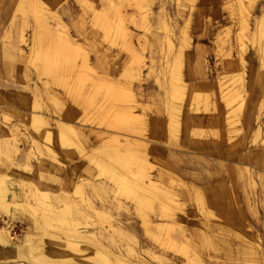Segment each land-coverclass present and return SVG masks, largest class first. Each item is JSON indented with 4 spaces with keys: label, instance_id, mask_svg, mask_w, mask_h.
Masks as SVG:
<instances>
[{
    "label": "rangeland",
    "instance_id": "1",
    "mask_svg": "<svg viewBox=\"0 0 264 264\" xmlns=\"http://www.w3.org/2000/svg\"><path fill=\"white\" fill-rule=\"evenodd\" d=\"M18 1L0 0V129L5 133L0 139L15 138L14 146L0 151V181L7 183L2 196L10 211L18 210L21 217L25 215L29 220L32 215L38 216L47 230H57V235L66 231L71 235L77 231L71 229L75 221L73 203L80 202L81 196H89L97 210L110 215L109 219L99 220V225L123 230L124 239L115 236L119 246L133 248L153 264L145 249L155 250V254L170 259L172 264H183V261L187 264V259L178 251L158 247L159 243L145 233L135 201L118 195L116 185L106 177H97V168L88 156H83L84 153L95 156L100 146L120 153L126 148H135V156L138 158L141 154L138 159L147 157L144 171L148 169L149 180L156 181L155 191L148 189L150 186L142 180L139 182L143 161L135 159V163L124 161L110 167L112 170L119 167L114 171L119 174L123 171L122 176L129 177V181L125 179L128 183L136 180L131 187H140L137 195L148 196L151 202L141 213L153 228L161 219L178 224L177 215H181L183 237L176 223L174 230L178 232L172 230V236L181 244L186 237L191 238L190 242H184L189 244V254L193 250L197 252L203 264H264V0H242L247 12L241 13L236 0H85V3L83 0H34L35 8L32 3L25 1L20 5ZM93 1L99 4L94 7ZM90 8L103 11L105 17L100 16L103 21H95ZM57 21L68 28L72 40L82 48L75 59V69L72 64L62 66L58 57L54 58L58 66L49 64L46 68L48 64L45 66L43 62H46L45 53L55 56L49 47L53 40L46 30ZM35 37L39 38L37 46ZM242 43L246 46H241ZM52 46L53 43V49ZM83 57L103 81L108 80L111 85L108 89L101 87L103 90L94 94L88 81H75ZM238 75L242 76V83L236 81ZM81 83L84 85L80 89ZM234 91H239L243 100L236 101ZM86 106L91 109L82 108ZM125 106L131 108L135 117H142L139 120L143 125L127 123L126 126L115 118L118 108ZM95 109L100 112L93 116ZM179 111H189L196 121H190L183 128L176 120V115L181 114ZM224 112L228 113L231 127L228 131L221 126ZM31 114L39 116L45 124L60 119L72 125L80 137L78 147L61 148L56 137L53 141L50 137L49 141L43 125L34 129L36 126L27 121ZM41 132L47 140L38 136ZM109 139H113L112 142ZM32 140L39 141L43 149H53L66 173L55 174L47 168L40 179L38 162L49 159H46L48 155L41 157L35 152ZM107 143L114 144L116 150H111L113 146ZM141 151L146 152L145 157ZM105 153L102 152L103 159H107ZM110 160L107 159L112 164ZM73 172L75 181L83 180L85 184L81 185V191L70 188L71 203L61 202L59 209L55 206L53 209V205L48 209L43 206L44 200L38 198L30 199L33 205L23 203L29 192L25 194L19 187H16L19 203L6 200V193L15 185L13 178L41 182L56 189ZM92 183L102 185L98 193L91 189ZM158 189L162 193L168 190L177 204L161 198ZM194 189L202 195L206 210L213 215L202 212V197ZM151 194L154 196L149 197ZM80 208L87 214L88 209L81 205ZM57 210L63 212L58 219L52 214H57ZM96 213L101 214L100 217ZM43 214L48 217L42 218ZM102 215L95 212L99 218ZM16 221L13 235L27 231L22 221ZM82 222V219L77 221L78 224ZM205 222L214 223L219 231L212 233L204 229ZM200 224L206 234L200 231V235H194L193 229ZM202 236L206 240L202 241ZM72 252L58 238L45 240L44 253L51 259H74L78 264H93L86 260L92 255L91 249L82 255Z\"/></svg>",
    "mask_w": 264,
    "mask_h": 264
},
{
    "label": "bare ground",
    "instance_id": "2",
    "mask_svg": "<svg viewBox=\"0 0 264 264\" xmlns=\"http://www.w3.org/2000/svg\"><path fill=\"white\" fill-rule=\"evenodd\" d=\"M27 1L29 3H34V0H19L18 1V4H22ZM84 3H85V0H83ZM113 1V0H112ZM235 1V0H234ZM118 2H122L120 0H118ZM81 3H83L81 1ZM80 3V4H81ZM111 3V2H110ZM234 3V2H233ZM35 4V3H34ZM34 4L32 5L34 7ZM31 5V4H30ZM82 5V4H81ZM87 5V4H86ZM112 4H110L111 6ZM31 6V7H32ZM84 6V4H83ZM104 6V5H103ZM228 6H230L228 4ZM236 6L239 7L238 10H240V13L243 12L245 9L242 7L243 6V3H242V0H236ZM21 7V6H20ZM35 8V7H34ZM231 8V7H230ZM24 9V7H23ZM93 9V8H92ZM90 8V10H92ZM17 10V8H16ZM15 10V11H16ZM39 10V8H38ZM84 10V9H83ZM115 10V9H114ZM234 10V9H233ZM14 11V12H15ZM35 11V9H34ZM87 11V10H86ZM93 11V16L92 18L95 20V21H103L101 20L104 16V12L103 11H100V10H92ZM247 12V10H245ZM38 12V11H37ZM36 12V13H37ZM43 12H47V11H43ZM84 13V12H83ZM85 14V13H84ZM102 14V15H101ZM25 15V14H23ZM41 14H39L40 16ZM54 15L56 17H58L55 13ZM243 15V14H242ZM100 16L102 18H100ZM245 16V15H244ZM45 17V15H44ZM105 17V16H104ZM247 18V17H246ZM61 19V18H60ZM59 19V21H60ZM245 19V17H244ZM92 20V21H94ZM50 21V20H49ZM59 21H57L55 23V26H53L52 28H49L46 30V33L48 34V36L50 37L52 41V43L54 44L53 49L51 48V44L50 43V49L53 50V52L55 53V56H47L45 53V56L44 57L46 58V62L45 60L43 61L46 68H49V64L51 65H55L56 62L54 60L55 57H58V58H61L59 59V62L62 61L61 63H59V65H62V66H65L66 64H72L73 66V69H75V59L77 58L78 56V52L79 50H81L82 48L80 47V45H78L77 43H75L72 38L70 37L69 35V31H68V28L65 26V25H62L59 23ZM62 21V20H61ZM246 21V20H244ZM244 21L242 23H244ZM38 22V20H37ZM96 23V22H95ZM98 23H101V22H98ZM241 23V24H242ZM240 24V25H241ZM246 25V23H244ZM40 25V23H39ZM42 25H44L42 23ZM48 25V24H46ZM45 25V26H46ZM243 25V24H242ZM241 25V26H242ZM49 26V25H48ZM50 27V26H49ZM47 28V27H46ZM243 28V26L241 27ZM37 30V29H36ZM45 30V27L44 29ZM41 31V30H40ZM102 31V30H101ZM124 33L123 30H120ZM45 32V31H44ZM34 33H37V32H34ZM45 33V34H46ZM120 33V32H119ZM5 35V34H4ZM35 35V34H34ZM41 35V34H40ZM36 36H39L36 35ZM6 37V36H5ZM45 37V36H44ZM37 38L38 37H35V41H36V46L38 45V42H37ZM6 39V38H4ZM46 39H48V37H46ZM39 40V38H38ZM49 40V39H48ZM50 42V40L48 41ZM243 42V41H242ZM185 43V42H184ZM241 43V42H240ZM40 45V44H39ZM35 46V44H34ZM41 46V45H40ZM241 46L245 47L246 45H243V43L241 44ZM239 46V47H241ZM45 47V46H44ZM47 47V46H46ZM38 48H42V47H39ZM171 48V47H169ZM32 49V48H31ZM35 49V48H34ZM182 49V48H181ZM244 49V48H243ZM216 50V49H215ZM41 52V51H40ZM48 52V51H47ZM181 52V51H180ZM39 53V52H38ZM43 53V52H42ZM50 53V52H49ZM53 53V54H54ZM179 53V52H178ZM177 53V54H178ZM40 54V53H39ZM88 54V53H87ZM176 54V56H177ZM180 54V53H179ZM178 54V55H179ZM42 56V54H40ZM181 55H182V52H181ZM36 56V55H35ZM85 56V55H84ZM37 57V56H36ZM39 57V56H38ZM82 57V56H81ZM87 57V56H86ZM230 57V56H229ZM88 58V57H87ZM40 60V59H39ZM57 60V59H56ZM88 60V59H87ZM86 59L83 57L82 60H81V64L80 66L78 65V68H77V71H76V74H75V81L77 83L83 81V80H86V82L88 81L89 82V88L91 89L92 92H94V94L96 92H98V90L100 91V89H102L103 87L105 88H109V86H111L106 80L103 81L102 77L98 76L90 67L87 66V63H85ZM241 61L243 62V59L241 58ZM88 62V61H87ZM29 63V62H28ZM57 65V64H56ZM58 66V65H57ZM66 67V66H65ZM64 67V68H65ZM44 68V67H43ZM51 68V67H50ZM55 68V67H54ZM67 68H68V65H67ZM57 69V68H55ZM43 70V69H42ZM46 70V69H45ZM49 70V69H48ZM58 70V69H57ZM70 70V69H69ZM65 71V70H64ZM68 71V70H67ZM73 71V70H72ZM47 73V71H45ZM86 72V73H85ZM58 73V72H57ZM128 73V72H126ZM174 73V72H173ZM45 74V73H44ZM64 74V73H63ZM130 74V73H129ZM238 74V73H237ZM53 75V74H52ZM55 75V74H54ZM60 75V74H59ZM45 76V75H44ZM57 76V75H55ZM53 76V78L55 77ZM127 76V74H126ZM173 76V75H172ZM46 77V76H45ZM52 77V76H51ZM122 77H125V76H122ZM176 78V77H175ZM174 78V79H175ZM236 78V76H235ZM234 78V79H235ZM244 78V77H243ZM52 79V78H51ZM106 79V78H105ZM233 79V80H234ZM56 80V79H55ZM69 80V79H68ZM110 80V79H109ZM242 76L238 75L237 78H236V81L239 83L241 82L242 83ZM63 81V80H62ZM74 81V82H75ZM235 81V80H234ZM86 82H83V83H86ZM107 82V83H106ZM111 82V81H110ZM174 82V81H173ZM172 82V83H173ZM54 83V82H53ZM83 83H81V86L80 89L82 88V85H84ZM178 83V82H177ZM231 83V82H230ZM236 83V82H235ZM66 84V83H65ZM234 84V83H233ZM232 84V85H233ZM62 85V83H61ZM77 85V84H76ZM173 85V84H172ZM56 86V85H55ZM115 86V85H114ZM180 87V85H178ZM234 86V85H233ZM64 87H67V85ZM102 87V88H101ZM176 87V86H175ZM63 88V87H62ZM67 88H65L66 90ZM77 89H78V85H77ZM115 89V88H113ZM103 90V89H102ZM80 91V90H79ZM105 91H107L105 89ZM240 91V90H239ZM237 92V91H234L236 92V101H241L243 100V97L240 95V92ZM69 92V91H67ZM74 92V91H73ZM175 93H177V89L174 90ZM244 92V91H243ZM66 94V93H65ZM130 94V92H129ZM242 94V93H241ZM245 94V93H244ZM75 95V93H74ZM77 95V93H76ZM75 95V96H76ZM104 95V94H103ZM106 95V94H105ZM78 97V95H77ZM72 98V97H71ZM79 98V97H78ZM75 99V98H74ZM88 99V98H87ZM81 100V99H80ZM83 100V99H82ZM91 103H92V98L89 97L88 99ZM130 102V101H129ZM87 103V101L85 102ZM239 103V102H238ZM90 104V103H89ZM85 105V104H83ZM88 105V104H87ZM81 106H82V103H81ZM89 106V105H88ZM121 106V105H120ZM83 109L85 108H90V107H82ZM91 109V108H90ZM131 108L128 109V107H123L121 109L118 108V111L117 113H115V118L118 119V121L122 122L123 124L125 123V125L128 123V124H138V125H143L141 124L142 121V117H135L136 115L132 114V112L130 111ZM87 110V109H86ZM95 113L93 114L96 115V112L98 114V112H100L99 110L100 109H95ZM117 110V108H116ZM115 110V111H116ZM85 111V110H84ZM110 111V110H109ZM93 112H94V109H93ZM111 114V113H110ZM32 115V114H31ZM91 115V114H90ZM89 115V116H90ZM101 115V113H100ZM104 115V114H103ZM92 116V117H93ZM99 116V115H98ZM106 116V115H104ZM101 117V116H100ZM104 118V117H103ZM139 118H141L139 120ZM101 120V118H99ZM92 120V119H90ZM94 120H95V117H94ZM98 120V118L96 119ZM106 119L104 118V121ZM110 120L111 117H110ZM173 121V120H172ZM171 121V122H172ZM31 122L34 126H36L34 129L38 128V127H41L43 125L44 127V130L46 131V135L48 136V139L50 141V137H51V132H50V128H49V125L48 124H45L44 121H42L39 116H35V115H32L31 116ZM110 122V121H109ZM138 122V123H136ZM94 123V121H93ZM112 123V122H111ZM119 123V122H118ZM121 123V124H122ZM83 124V123H82ZM110 124V123H109ZM122 124V125H123ZM93 125V124H92ZM102 125V124H101ZM113 126V125H112ZM117 126V125H116ZM127 126V125H126ZM129 126V125H128ZM119 127V126H118ZM109 128V127H107ZM111 128V127H110ZM109 128V129H110ZM117 128V127H116ZM114 128V129H116ZM127 128V127H125ZM113 129V130H114ZM129 129V128H128ZM144 129V128H143ZM132 130V129H131ZM38 131V130H37ZM129 131V130H128ZM134 131V130H133ZM55 137H56V141H58V144L61 148H64V149H69L71 147V145H77L79 144V138H78V135L75 131V129L72 127V125H70L69 123H66L60 119L56 120L55 122ZM117 138V137H116ZM124 139V138H123ZM110 140V139H109ZM113 140V139H111ZM110 140V142H112ZM116 143L118 144V141L117 139H115ZM102 144V143H101ZM106 144V143H105ZM116 144V146H117ZM122 144V143H121ZM107 145H112L111 144H108ZM106 145V146H107ZM114 145V144H113ZM112 145V146H113ZM119 145V144H118ZM126 145V143H125ZM130 145L132 146V144L130 143ZM134 145V144H133ZM143 145V144H142ZM145 145V144H144ZM11 146V144L9 143V140H0V151L1 150H5V149H8L9 147ZM111 146V147H112ZM115 146V145H114ZM112 147L111 150H116L115 148L116 147ZM128 146V145H126ZM139 144L136 145V148H138ZM78 147V145H77ZM81 147V146H80ZM79 147V148H80ZM101 148L97 149V154L94 156V154H90V155H85L86 153H84V157L88 156L89 159L91 160V164L93 163L94 166L97 168V177H103V178H107L109 179V181H111L114 185H116V191H117V194L118 195H121V196H124V197H127V199H131V201H135V209L137 211V214L141 215V218H142V221H143V226L145 228V232L148 236H152V240L154 242H157L159 243V245L166 249V250H176L178 251L179 253L178 254H182V256L187 259V264H203V261H201V259L199 258V256L197 255V252H195L193 250L192 254L190 255L189 254V251H188V248H189V244H186L184 242H190L191 241V238L189 237H186V239H183V243H177L175 241V238L172 236V233L171 231L174 230V227H175V223L177 224V222L175 221H172V223L167 222L165 219H161L160 221L161 222H157L155 223V227L153 228L151 226V223L150 221L148 220V218L146 216H144L141 212L144 208H146V206H148V204H150V200L147 198V197H140L139 194L137 195L136 193V190L139 189V188H136V186H134L135 190L131 187L132 183H134V179L130 180L131 184L128 183V175L126 178L125 175L122 176L123 174V171H120L122 172V174L120 173H116L114 170L116 169H113L110 167V165L112 166L114 164L115 165H119L121 162L123 163L124 161H133V160H140L143 161L141 162L142 163V166L140 164V166L143 168L142 169V173L137 174L139 175V182L140 180H142V182H145L147 185H144V187H148V189L150 188L151 190L155 191L157 189V186H156V182L155 181H152V180H149V174L147 173L148 169L146 171L145 170V165H146V161L145 160L146 158H143L144 160H141L138 159L139 157H141V154L139 153L140 150L138 151V155L139 157L137 158V156H135L134 154V151H135V148H126V149H122L123 150V153H120L118 150L117 152H112V151H107L105 149H107L105 146H100ZM108 147V146H107ZM129 147V146H128ZM135 147V146H133ZM109 148V147H108ZM114 148V149H113ZM145 148V147H143ZM81 149V148H80ZM141 149V148H139ZM82 150V149H81ZM138 150V149H137ZM136 150V151H137ZM143 150V149H142ZM145 150V149H144ZM85 151V150H84ZM106 151V156H107V159H111L113 161H116L115 162H111L110 160V163L112 164H109L107 159H103L104 155H102V152L104 153ZM65 152V151H64ZM67 152V151H66ZM93 152V151H92ZM142 154L146 153L145 151H141ZM136 153V152H135ZM134 154V156H133ZM102 155V156H101ZM82 156V157H83ZM105 156V157H106ZM87 157V158H88ZM143 157H145V154L143 155ZM53 159V158H52ZM145 161V162H144ZM139 162V161H138ZM119 163V164H117ZM132 163H135V161H133ZM126 166V164H124ZM123 165V166H124ZM129 165V164H128ZM130 166V165H129ZM136 166V164H135ZM139 166V165H138ZM137 166V167H138ZM113 167V166H112ZM136 167V168H137ZM247 167V166H246ZM114 168V167H113ZM117 168V167H116ZM119 168V167H118ZM117 168V170H119ZM124 168V167H123ZM138 169V168H137ZM116 170V171H117ZM123 170V169H122ZM136 171H139V170H136ZM126 172V171H125ZM247 172L249 173V171L246 170V174ZM139 173V172H137ZM132 175V174H131ZM135 175V176H137ZM248 175V174H247ZM6 176V175H5ZM134 176V175H133ZM125 177V178H124ZM171 177V176H170ZM128 181H126V180ZM131 179V178H130ZM138 179V178H137ZM167 179V178H166ZM134 180V181H133ZM171 181V180H170ZM250 182V181H249ZM138 184V182H136ZM35 185V184H34ZM135 185V183H134ZM141 184H139L140 186ZM143 185V184H142ZM159 186V184H157ZM7 186V183L4 182V181H0V264H78L75 262L74 259H51L49 256H47V254L44 253V248H45V240L47 239H54V238H58L60 241H62L63 243V246L65 248H69L70 250H73V252H77L76 254L79 255L81 253V255L83 254V252L85 253V251L91 249L92 250V255H90V257H88L86 260L89 262V263H93V264H128L126 263L122 258L112 254V252L108 249H106L105 247H103L102 245L96 243L94 240H92L91 236L87 235V234H84L83 232H80V231H74L73 234L71 233V235H68V233H66V231L64 232H61V233H58L55 234V232L57 231H49L47 230V227L42 224V222L39 220V217L38 216H35V215H32V219L29 220V218H27L25 215L23 217H21V215L19 214V211L18 210H13V212L10 211L9 209V204H7V202L3 199L4 196H2V192L4 191L5 192V188ZM138 187V186H137ZM76 190L77 191H81L80 189L81 188V185H78L76 186ZM163 188V187H162ZM44 189V188H43ZM143 189L145 188H142L141 190L143 191ZM148 189L146 191H148ZM35 199L37 200L38 199H43L44 200V205L45 207H47L48 209H50V207L53 205V209H54V204H56L55 202H59L60 198H62V202H69L68 200V196L66 194L62 195L61 197L59 196H53L50 192L48 191H42V190H39L38 188H35ZM46 190V189H45ZM140 190V191H141ZM145 190H144V193H145ZM62 191V190H61ZM76 191V192H77ZM158 191L161 192V190L158 189ZM150 192V191H149ZM148 192V193H149ZM81 193V192H80ZM143 194V193H142ZM150 194V193H149ZM152 195V194H151ZM149 196V197H153L154 195L152 196ZM161 195V198H165L167 199L170 203L172 204H177V201H175L172 197V194L168 191V190H163V193L161 192L160 193ZM201 196V195H200ZM159 196H157V200L160 199L158 198ZM155 198V197H154ZM48 200V201H47ZM58 200V201H57ZM163 200V199H162ZM159 201V200H158ZM199 202V201H198ZM43 204V203H42ZM17 205V204H16ZM57 205V204H56ZM55 205V206H56ZM167 205V204H166ZM201 205V204H200ZM18 206V205H17ZM171 207V205H169ZM12 207V206H11ZM155 207V206H154ZM168 207V206H167ZM14 208V207H13ZM29 208V207H28ZM12 209V208H11ZM56 209V208H55ZM59 209V208H58ZM156 209V208H155ZM154 209V210H155ZM52 210V209H51ZM157 210V209H156ZM202 210V209H201ZM58 211V210H57ZM61 211V210H60ZM63 211V210H62ZM63 213V212H62ZM61 213V215H62ZM36 214V213H34ZM97 215H100L101 214H98L96 213ZM168 214V213H167ZM136 215V214H135ZM42 218H46L48 217L47 214H43L41 215ZM104 215H102L101 217H103ZM168 217V216H167ZM166 218V217H165ZM16 219H20V221H24L26 223V226L29 230L27 231H23V233H21L20 235H13L12 233L14 232V230L16 229L15 228V223L17 222ZM53 219V218H51ZM172 219V218H171ZM176 219V218H175ZM60 222V220H59ZM62 222H65V221H62ZM18 223V222H17ZM61 223V222H60ZM67 223V222H66ZM62 224V223H61ZM47 225V224H46ZM65 225V224H64ZM99 225V224H98ZM67 226V225H66ZM69 227V225H68ZM178 227V231H180L179 233L182 234V227H181V224L178 223L177 226ZM180 229V230H179ZM176 231V230H174ZM176 231V232H178ZM174 233V232H173ZM199 233V232H198ZM174 235V234H173ZM182 237H183V234H182ZM202 241L206 240L204 239L205 237L202 236ZM161 239V241H160ZM178 241V240H177ZM48 249V248H47ZM62 249V248H61ZM67 251V250H66ZM53 252V251H52ZM69 252V250H68ZM72 252V253H73ZM79 253V254H78ZM177 253V252H176ZM66 254V253H65ZM210 255V254H209ZM204 256V255H203ZM17 258V259H16ZM81 259V258H80ZM138 259V258H137ZM186 264V263H185Z\"/></svg>",
    "mask_w": 264,
    "mask_h": 264
},
{
    "label": "crops",
    "instance_id": "3",
    "mask_svg": "<svg viewBox=\"0 0 264 264\" xmlns=\"http://www.w3.org/2000/svg\"><path fill=\"white\" fill-rule=\"evenodd\" d=\"M92 4H93L94 7H96V4H99V1L97 3H95L93 1ZM76 32L79 34L78 31H76ZM69 35H70V31H69ZM179 112H181V114H177L176 115V120H177L178 125H181L183 128L186 127L187 124L190 121H192V122L196 121L195 117H194V120H192V114L189 111L188 112L187 111H183V112L179 111ZM228 113H229V111H228ZM228 113L224 112V115L221 117V122H222L221 126L226 131L231 129V127L228 124V120H229ZM28 120L31 122V117L30 116L27 119V121ZM169 122H170V119H169ZM47 124L49 125V128H50L49 130L51 132V138H52V141H53V138L55 137V122L52 123V124H50L48 122ZM0 130H1L0 136L4 135L5 134V133H3L4 130L3 129H0ZM21 135L24 136L25 134H21ZM11 136H12V134H11ZM38 136L44 137V139L47 140L46 139V135L43 132L39 133ZM24 138H26V136H24ZM8 139H9V143L11 144V146H14V141L13 140H15V138L13 139V138H9L8 137ZM0 140H2V139H0ZM31 143H32V146L36 150L35 152L37 154H39L41 157H43L44 155H48L46 159H49V161H45L44 159H41L38 162V176H40V179L41 178L43 179V173L47 170V168H50L53 171H55L56 172L55 174H57V173L58 174L59 173L65 174L66 173V169L64 167V164L61 162V160L59 158V155H57L53 149H51L50 147H46L45 149H43L41 147L39 141H37V140H32ZM48 148L52 152H54V154H52L48 150ZM30 153L32 154L33 152L30 151ZM24 166L27 168L28 171L30 170L28 165H24ZM74 174L75 173L73 172L72 176H69V177L67 175L66 176V180H63L62 182H60L56 189H54L53 186H50L48 184H44V183H41V182L34 183L32 181L30 182V181H27V180H24V179L17 180L16 178H13V179L11 178L14 181L15 185L12 187V190H9L6 193V200H8V202L15 201V202L19 203L18 195H17V188H16V187H19L20 189H22L23 193L26 194L27 192H29V196H24L26 198V201H24L23 203L33 205V203L30 202V199H33V200L35 199V190L34 189L38 188L39 190L50 192L53 196L61 197L62 195L66 194L68 196V200H69V204H70L71 203V198H70V196L68 194V191L70 190V188L73 187L74 190L77 191L76 190L77 189L76 186L78 185V183H79V185L85 184V182H83V180H81L80 182H79V180L75 181V178L73 176ZM6 175L9 177L8 174H6ZM88 183H90V182H88ZM101 186L102 185L97 186L96 184L92 183L91 184V189L93 191H95L96 193H98L97 190H100ZM189 190H190V188H189ZM193 191L199 193V191L196 190V189H194ZM199 195H201V194L199 193ZM201 197H202V195H201ZM217 198H218V196L216 197V199ZM62 201H63L62 198H60L59 202H55L57 205L54 204V206L56 205L55 207L59 208L60 206L58 204H60ZM202 201H201L202 212L205 213L206 215L207 214L209 215V213H211L213 215V213L210 210H208V209L206 210V206H204L203 197H202ZM12 203H14V202H12ZM80 205L83 206L85 209H88L87 214H85L83 209L80 208ZM73 207L74 208H72V216L75 219L74 222H75V224L77 226H75L74 222H72L71 229L78 230L80 232H83L84 234H87V235L91 236L92 238L96 239L97 241L103 243L109 250H111L114 253H117V255L129 260L133 264H153L152 262L150 263L149 260L144 259L141 255H138L137 251L133 250V248H129L127 246L125 248H123V246H119L117 244V240H116L115 236L118 235L121 239H124V237H123L124 234L122 233L123 230L121 231L119 228L116 229L114 227L111 228V225H109L108 228H105V227H103L101 225H98L99 224V222H98L99 220L109 219L110 215H107L103 211L97 210L94 207V205H93L91 197H89V196H87V197L81 196L80 202H78L77 204L73 203ZM97 211L102 213L105 217L99 218V217L95 216V212H97ZM59 212L61 213V211L59 210V211H57V214L53 213V212H52V214L56 215V218L58 219L59 218L58 216L61 215ZM80 219H82L83 222L78 224L77 221L80 220ZM177 221L180 224H182L181 215H177ZM22 222L24 223L23 226L25 225V227H26L25 229L29 230V229H27L26 223L24 221H22ZM118 223H119V225L121 224L120 221ZM213 224L214 223H210V222H209V224H207L205 222V223L202 224V226H204V229H206V230H208V231H210L212 233H215L216 231H219V230H216L215 224L214 225ZM142 225H143V221H142ZM202 226L200 224V226H197L196 228H194L193 229L194 230L193 234L194 235H196V234L200 235V233H198L200 231H202L203 234H206L203 231ZM218 226H220V225H218ZM143 228H144V226H143ZM144 230H145V228H144ZM158 247H161V246L158 244ZM144 252L150 257V259L154 262V264H172V261L170 259L163 258L162 256H159V255L155 254L154 253L155 250H154V252H150V251H147L145 249ZM165 252H166V250H165ZM128 257H131V259L133 261L130 260ZM183 264H185L184 261H183Z\"/></svg>",
    "mask_w": 264,
    "mask_h": 264
}]
</instances>
